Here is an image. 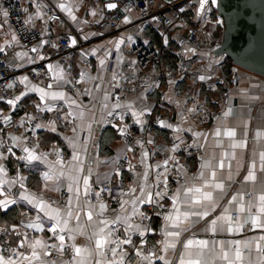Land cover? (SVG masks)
<instances>
[{"label": "snow or ice", "instance_id": "1", "mask_svg": "<svg viewBox=\"0 0 264 264\" xmlns=\"http://www.w3.org/2000/svg\"><path fill=\"white\" fill-rule=\"evenodd\" d=\"M36 3V0H32ZM197 7L195 9L196 17L203 20L207 13L212 11L213 6L218 5V0H196ZM105 7L109 10L115 9L117 5L115 3H107ZM47 8L48 11L54 12L55 9H59L61 12L67 14L68 18L72 22H76L78 17L74 14V5L69 3L68 0H56L54 5H41L36 4L35 14H29L24 20V27L20 29V32L29 31L30 27L35 28V20L39 19L44 21L47 25L48 20L58 19L55 15H48L47 12L43 11ZM24 12H28V9H23ZM130 11V9H125ZM145 11L144 9L141 10ZM179 13L186 11L185 6H179L177 8ZM91 16H97V12L92 10L89 13ZM0 16L3 17L0 22V33L6 38L0 42V54L7 56L8 50L15 46L27 48L26 44L21 43V38L18 36L15 30L9 28L7 32H4V26L8 24V18L10 16L9 9L4 7L0 3ZM47 16V20L44 17ZM155 21L158 18L152 17ZM99 22V21H95ZM63 23V22H61ZM83 23H88L84 21ZM122 23H131V19L125 16ZM222 23L217 21V24ZM77 31L81 34L79 40L76 36L71 35L69 32L66 34L65 39L67 40L66 47L75 48L79 45V41H88L92 36L102 35V33H85L83 28H78ZM48 34L47 27L43 28L40 33V39L27 51L15 52L14 55L8 59V63L13 67L23 68L24 64H35L37 61H49L44 64L43 67L36 72L37 76L44 75L50 78V82L41 87L36 84H32L28 75L16 77L14 80L0 85V88L12 89L15 87L16 81L24 85L25 90L19 95L13 98L6 99L0 95V101L10 105L13 109L17 108L18 104L22 99L28 96L29 93H37L39 96V103H34L35 113H25V116L21 118L20 124L24 125L25 122L38 121L32 126L33 135L35 129L44 128L50 132L61 134L58 132V123L65 121L68 124H72L73 120H83L84 113H74L72 106L76 108L81 107L78 103V99H72L66 97V94L62 91H53L54 84L57 87H63L68 84L81 83L85 81L87 73L82 71L80 73V80H71L66 74L65 65L61 64L60 61H51V58L41 52L46 45L53 49L60 50L59 44L46 39ZM207 36H211V33H207ZM60 39V37H57ZM131 39L130 37L128 38ZM35 40V37H33ZM164 42L168 43V38L164 37ZM109 43H113L109 41ZM125 43V39L121 38L115 42V48L120 49V46ZM97 49H93L89 52L86 49H82L80 52L81 58L87 55H95ZM186 52L195 54V48H185ZM29 52L35 53V56L29 55ZM110 52L106 56H110ZM25 58H27L25 60ZM13 60H20L24 63L12 64ZM107 63L106 58L99 60L101 69H104ZM211 63L216 61L211 60ZM3 77H0L2 80ZM91 79H96L92 77ZM102 79V77L100 78ZM200 80H204L205 76L201 75ZM112 80H116V72L112 73ZM43 83V82H41ZM174 83L173 81L169 82ZM113 87H119V85H113ZM99 89V85H96ZM92 89L85 87L83 92L77 89L75 95L78 98L80 95L91 96ZM109 94L105 92L103 109H108L107 101ZM118 99V97H117ZM251 99H259L258 97H251ZM65 100L69 107V111L61 114V109L49 101ZM22 106V105H20ZM127 108L131 111L133 117V124L140 127V131H145V124L147 121L144 119L146 114H150L151 109L147 105H142L140 108H135L133 104L122 105L119 102L112 106L111 110H108L106 115L112 116L113 111L117 108ZM56 111L57 115L46 123L39 122L41 117L39 114L46 112ZM189 113L196 112V107L187 110ZM232 114V110L229 109L223 115L228 117ZM71 118V119H70ZM123 120V114L120 115ZM5 123H11V116L5 115L2 117ZM220 123L213 130L212 136L215 137L214 144L209 145L208 134L204 132L193 131V143L184 147L187 151L188 148L208 149L205 150L204 154L200 157V164L197 173L191 177L187 175V171L184 169V165L179 164V161L175 155L181 150L184 141L181 133L185 131H192V129H184L181 125L187 122V117L181 113L179 116V122L176 126L167 123L164 120H157V123L164 128H172L176 133L174 142L170 149H164L170 154L162 163L156 165H150L147 163L150 155H155V152L149 153L144 148L146 144H153V140L149 137L146 141L142 138L136 139L135 143L140 145L143 149L140 155L139 163L144 167L142 173H136L138 177V189L139 195H137V186L129 185L127 191L121 187L118 196L114 197L119 204V209H112V215H108V205L101 200L100 192H93L92 185L89 183L91 175V169L89 168V175L81 176L80 174L84 171L83 160L81 159L82 154L86 155L88 152L87 144L88 141L95 143V131L92 127L93 123H102V121H90L86 127L88 130V137L85 138L84 144L78 143L77 136L65 137V139L72 145L73 153L71 159L67 162L64 161L53 145V151L56 153L55 161L49 162L47 159L48 153L38 151L39 143L35 142L32 146L28 145V137H17L12 136V144L8 145L6 151H0V215H7L11 210L10 205H16L18 202L23 201L27 205L31 206V210H35V220H30L23 226L29 229H37L39 231L44 230V223L51 222V227L48 229L52 233V236L56 238L58 244L48 245L45 241L33 238L29 239L27 232H17L18 237L17 247L12 248L9 251L11 255L5 256L0 254V264H57L55 260L48 261L42 257L51 255V252L47 251L49 247L56 249L58 252L63 253L65 250V236L62 234L66 230L72 233L68 238L73 241L69 246L73 256L71 264H155V260H160L163 264H172L171 259H167L166 255H157L154 250H148L145 254L141 241V245H137L133 239V234H138L140 237H144L145 233L151 231L148 224H145V220H151V217L146 215L145 212L139 210V205H150L154 208H163L164 204L162 201L167 198L171 201L170 209L165 212L163 216L164 225L161 229V236L163 237L159 243L161 245L159 251L162 253H169L171 250L173 256L177 257V264H216V261L222 262V264H243L245 260L244 253L241 249L243 243L244 248H249V255L251 249L249 247L251 242L242 241H216L208 239H197L193 233L191 237L181 239L184 232H188L193 224L198 223L201 220H206L212 213L220 208V213L210 220H207L206 232H210L215 235L218 231L227 232L229 234L239 233L244 230L246 225H251L252 229L264 230V181L261 182L260 188L255 187L258 173L264 175V150L258 153L259 162L256 159H251L247 163L246 174L243 175L242 179L238 180L237 177L240 175V169L244 166V162L238 158L237 150L243 151L247 147V141L243 138L236 139L237 131L235 128L229 127L227 123L221 118L217 117ZM111 123V121H107ZM84 125L75 124L72 126V132L76 133L77 128L83 129ZM122 137L128 138L132 135L130 132V126L127 124H121L119 126L113 125ZM4 129L0 128V133H3ZM246 135V133H245ZM258 136L261 133H257ZM228 140L227 149L224 148L223 139ZM201 140L204 142L201 143ZM14 147L20 148L22 155H17L13 151ZM5 148V141L0 137V149ZM216 148H220L219 154L215 151ZM83 150V152L81 151ZM160 149H157L159 151ZM127 151H132L131 147H127ZM15 157L17 162L23 161V167L29 169H36L40 164H44L49 168V171L41 173V179L44 181L42 193L48 192H59L62 187L66 185L67 192L69 193L65 202V207H53L55 201L45 199L43 194L37 196L31 193L27 188L25 181L28 177L24 176L19 170L15 178L7 179L8 170L5 168L3 161L7 160L8 157ZM235 161V165H233ZM170 162H174L176 167V176L173 179L176 180L178 187L172 192L171 195L168 193L169 178L168 173L170 171ZM59 166L58 174L56 166ZM67 166V172L64 171ZM163 167V172H157L154 180L149 183V177L151 176V169ZM136 165L129 161V170L135 172ZM119 175V171H116ZM105 180L108 178V174H105ZM183 179L184 182L180 183ZM81 180L83 188L81 189ZM49 181H53L49 184ZM63 181V182H62ZM99 182V178L98 181ZM240 183L242 186L251 183L253 188L251 191H244L241 189L233 190V185ZM163 185V188L160 185ZM5 185L8 186L7 192L5 191ZM18 186L20 191L17 197L13 193V188ZM103 191V189H101ZM81 193L84 197L81 200ZM231 193V194H230ZM111 195V191L109 192ZM95 196L97 203L93 204L91 197ZM125 197H128L125 199ZM247 197V199H246ZM223 201V203H222ZM132 206L131 213L128 212L127 206ZM42 214V215H41ZM81 214L85 219H81ZM159 215V213H155ZM22 216H27V213H21ZM139 217L137 222L134 217ZM77 221L74 228H69L70 220ZM23 223V222H22ZM123 228L124 237L120 238L118 235L120 229ZM15 230V228L13 229ZM0 231H7V229H0ZM84 236L87 240V244L84 246L77 245L74 241L76 236ZM51 239V237H50ZM259 240H264V236L259 237ZM227 243V247L225 246ZM177 244L182 246V250L177 249ZM131 246V250L135 253V258L129 257V249L122 246ZM233 245L235 247L233 248ZM218 247V251H217ZM21 249H25L21 251ZM256 251H264L261 249L259 242L256 243ZM212 253L213 259L211 262L205 259V253ZM110 253V256H109ZM126 257L128 258L126 260ZM63 264H69L68 261H63ZM248 264H253V261L249 259ZM259 264H264V256L261 257Z\"/></svg>", "mask_w": 264, "mask_h": 264}, {"label": "built area", "instance_id": "2", "mask_svg": "<svg viewBox=\"0 0 264 264\" xmlns=\"http://www.w3.org/2000/svg\"><path fill=\"white\" fill-rule=\"evenodd\" d=\"M87 0H78L76 6L81 7L85 5ZM0 3L4 7L9 9L10 16L8 18V24L5 26L15 30L21 38V43L26 44L27 48H22L20 46H15L12 49L8 50L7 56L0 54V77H3L0 80V85L14 80L16 77L28 75L31 82H44L49 83L50 78L45 77L44 75L37 76L36 72L33 69L39 71L44 64L49 61H37L35 64H28L23 68L9 66L5 63L7 57L12 55L18 49L27 51L30 49L34 43L39 41L40 31L47 27L48 34L45 37L52 42L59 44L60 50L53 49L50 46L46 45L42 52H45L47 56L51 58V61H60L61 64L66 67V74L71 80H80V71L75 69V61L80 57V52L82 49L90 46L91 42L88 41H79V45L75 48L66 47L67 40L65 39L66 34L69 32L71 35L76 36L79 40L81 35L77 30H75L68 22L65 15L59 10L55 9L54 12L48 11L47 8H44L43 11L47 12L48 15H55L58 17L56 20H48L47 25L44 21L39 20L35 28H31L29 31L23 33L20 32V29L24 27L23 20L27 17V13L23 9L27 8L28 5L32 6L33 10H36V4L41 5H54L56 0H36V3H33L32 0H0ZM107 3H115L117 7L115 9H107L105 5ZM179 6H185L186 11L184 13H179L177 8ZM197 7L196 0H96L87 11L88 23H86V31L90 32H99L103 34H114L120 31L119 23L127 15L133 14L136 19L131 23H128L124 29H131L135 25H144L151 26L158 31L160 39L169 36V34H175V51H174V62L175 69L170 70L164 67L162 62V50L157 47H149L148 45L137 44L135 47L125 50V54L131 57L134 60V66L124 65L122 68L116 71V80H112L111 84L119 85L115 87V92L112 95L113 103H125L130 97L135 94L136 90H144L146 94L154 98V103L161 110L153 113L144 128L145 131H140L138 125L131 123V130L136 132L128 138L122 137L121 140L131 148L142 149L140 145L135 143L136 139H144L145 141L150 137L153 140V144H146L144 148L149 151V153L155 152V155H150L149 159L152 162L162 163L167 156L170 154L164 149H170L174 142V136L172 134H165L163 136L158 135L157 131L160 126L157 123V120H164L169 124L173 123V117L165 110L163 103L166 100L165 90L166 86L170 81H173V96L174 98L181 99V111L184 114L190 115L195 123L201 127H210L217 121V117H222L221 109H219L216 102H222L224 107H228L227 104L231 98V94L239 84L241 83L242 77L239 75V68L229 65L225 57H220L222 62L220 67L225 70L227 69V76L222 75L218 78L211 76L206 69L205 58L202 57V54L208 53L212 55L214 50L220 45L222 33H223V23L217 24V21H221V18L216 14L215 6L212 7V11L207 13L203 20L196 17L195 9ZM28 9V8H27ZM125 9H130V11H125ZM144 9L145 11H141ZM95 10L97 16L93 17L89 13ZM157 17V20H153L152 17ZM3 17L0 16V22H2ZM44 20H47V16L44 17ZM95 21H99L98 23ZM63 22V23H61ZM211 33V36H207V33ZM35 37V40H33ZM60 37V39H57ZM165 48L167 46H164ZM163 47V48H164ZM195 48V54L191 52H186L185 48ZM29 55L35 56V53L29 52ZM80 59V58H79ZM81 60V59H80ZM84 64V62L81 60ZM113 58H108L107 60V70L108 72L113 71L112 67ZM205 76L204 80H200L199 77ZM83 83H78L73 86L68 84L63 86V90L69 94H75L77 89L81 91ZM20 86V83L16 81L15 87L12 89L0 88V95L4 96L6 99L13 98V95L17 88ZM211 94L208 99L207 96ZM118 97V99H117ZM36 101L35 103H39ZM1 104H6L3 101H0ZM18 104L17 108H12L11 114V123H5L2 119L5 116V112L0 110V128L5 126H13L16 123V120L19 116H25V113H35L34 104L31 106L25 107ZM56 108L61 109V114L63 112L69 111L67 107L64 106L62 102L54 104ZM236 103L231 104L230 108H235ZM196 107V112L189 113L187 110L193 107ZM41 121H48L57 115L56 111L46 112L39 114ZM71 119V118H70ZM107 121H111L112 118H107ZM38 121L25 122L23 127V137H28V145H31L36 139V134L38 128L35 129V134L33 135L32 126ZM68 124L65 121H60L58 123L59 130H70L74 124ZM1 137V133H0ZM10 143L5 144L4 149L0 151H6V148ZM187 145H182L181 150L175 153L179 164L184 165V169L187 171L189 177L195 175L199 169L201 152L197 149L187 151L184 150V147ZM157 149H160L157 151ZM63 159H67V155L64 152H59ZM56 156V155H55ZM193 158L195 160L194 167L189 163V159ZM129 166L128 157L125 156L122 161L118 164L117 170L122 172ZM170 171L168 173L169 184H168V193L169 195L178 187L177 182L173 179L176 176V165L174 162H170ZM161 170L164 171L163 167ZM33 173L41 175L43 168L38 166L36 169H30ZM155 174L149 179L151 183ZM184 180L181 179L180 183H183ZM121 187L123 188L122 181H113L112 183L101 185L98 188H95L93 192L101 193L102 201H111L114 207H118L117 200L114 198L118 196ZM163 188V185H160ZM103 189V191H101ZM7 192V189H5ZM13 193L18 197L20 190L13 188ZM111 191V195L109 192ZM45 199L46 196H44ZM55 201L53 206H63L67 200L66 192H62L59 199H49ZM92 201H96L95 196L91 197ZM164 204L163 208L150 205H140V210L145 212L146 215L151 217V220H145L144 223L148 224L150 229L154 231V234L150 236H155L161 238V229L163 216L165 212L170 209L171 201L165 198L162 201ZM159 213L156 215L155 213ZM140 219V218H139ZM155 223V225H153ZM51 227V222H47L44 225L45 231L51 237V240H56L52 236V233L48 231ZM254 230L251 226H246L243 230L244 233H250ZM28 233V232H27ZM63 234V233H62ZM64 235V234H63ZM118 235L120 238L124 237V233L119 231ZM65 236V235H64ZM150 236L146 234L144 237H140L138 234H133L132 239L137 245H141L143 240L142 248L147 254L148 250H154L157 252V255H162V253L157 248V245L150 241ZM65 239L67 237L65 236ZM124 248H131V246L125 245ZM2 251L9 252V248L1 247ZM47 251L51 252L50 256L45 257L46 260H59V255L49 247ZM73 253L69 251L68 255L65 258V261H68L71 264ZM110 256V253H109ZM264 256V255H262ZM129 257L135 258L134 251H129ZM128 258L126 257V260ZM157 260H155L156 262Z\"/></svg>", "mask_w": 264, "mask_h": 264}, {"label": "crops", "instance_id": "3", "mask_svg": "<svg viewBox=\"0 0 264 264\" xmlns=\"http://www.w3.org/2000/svg\"><path fill=\"white\" fill-rule=\"evenodd\" d=\"M78 0H68L69 3H72L74 5L73 11L74 14L78 17V20L76 22H72L67 14L63 13L65 17L67 18L69 24L77 30L78 28H83L85 33H99V32H90L86 31V23H83L86 21L87 17V11L88 9L93 6L94 2L96 0H87L86 4L78 7L76 6ZM28 13L29 14H35L36 10L32 9V6L28 5ZM90 11V10H89ZM88 11V12H89ZM131 22L136 19L135 15L129 14L127 15ZM124 19V18H123ZM123 19L119 23V28L121 29L117 33L114 34H103L102 35H96L92 36L89 41L91 42L90 46L85 48L89 52H91L93 49H97L95 55H87L80 59L84 62V64L81 62V60L78 58L76 59L74 65L75 69L79 70L80 72L85 71L87 73V77L85 78V81L82 82V89L81 92H83V89L85 87L92 89L91 96L88 95H80L78 98L75 94H69L63 90V87H57L55 84L53 86V91H62L66 94V97L72 98V99H78V103L81 104V107L76 108L75 106H72V111L74 113L83 112L84 117L81 121L80 119H75V124H83V129L77 128V132L73 133L72 128L70 130H59L58 132L62 133L57 134L48 131L44 128H38L36 139L33 143H31L32 146L35 142L39 143V149L38 151H42L44 153H48L47 159L49 162L55 161L56 159V153L53 151V145H55L56 149L59 150V152H64L65 155H67V159H64L65 162L71 159L72 153H73V147L72 145L65 139V137H73L77 136L78 143L83 145L85 138L88 137V130L86 125L92 121L93 119L95 121H102V123H93L92 127L95 131V143L90 140L88 141L87 148L88 152L86 155L81 156V159L83 160V168L84 171L80 174L82 177L89 175V168L91 169V175L89 178V183L92 185V191L95 188L100 187L101 185L112 183L113 181H122L123 183V189L124 191H127L129 185L136 184L138 189V177L136 176V173H142L144 171V167L139 163L140 155L143 149L139 148H132V151H127V145L121 140L122 136L119 134L117 129L113 127V125H121V124H127L131 126V123H133V117L131 114V111H128L127 108H117L113 111L112 116H107L106 113L108 110L112 109V106L115 104L112 101V95L115 92V87L112 86V73L113 71H117L120 68H122L124 65L126 66H134V60L127 56L125 54V50L131 49L135 47L137 44H143L150 46V39L146 37L145 30L147 26L144 25H135L131 29H124V27L127 24L122 23ZM39 19L35 20V25L37 26ZM4 32L8 31V28L4 26ZM131 38L130 40L128 38ZM8 37H5L2 33H0V42L3 41V39H6ZM124 38L125 43L120 46V49L117 50L115 48V42L119 39ZM176 35L175 34H169L168 41L174 40L175 41ZM109 41H112L113 43H109ZM161 46H168V43L164 42V39H160ZM19 52H22V49H18ZM16 50V52L18 51ZM42 52V51H41ZM110 52V56H106V54ZM45 54V52H42ZM9 55V56H13ZM113 58V71L108 72L107 70V63L104 69L100 68L99 60L101 58ZM202 57L205 58L206 62V69L207 72L213 76L214 78H218L222 75H224V70L220 67V63L222 62V59L220 57H213L212 55H208V53L202 54ZM8 58V57H7ZM27 58H25L26 60ZM7 60V59H6ZM214 60L216 63H211L210 61ZM24 63L20 60H13L12 64H20ZM28 64L25 63L24 66H27ZM239 75L242 77L241 83L233 91L231 94V98L227 104L228 107H224L222 105V102H216L219 109H221L222 117L221 120L225 121L229 127L235 128L237 131V137L236 139H245L247 141V147L241 151L237 150V156L239 159H241L244 162V166L240 169V175L237 177L238 180L242 179L243 175L246 174V167L247 163L251 159H256L257 162H259V156L258 153L261 150H264V78H261L257 75L250 74L247 72L239 71ZM92 77H96V79H91ZM102 77V79H100ZM32 84L39 85L41 87H44L47 85V83H41L36 82ZM96 85H99V89L96 88ZM173 87L174 84L168 83L165 90L166 100L163 103L164 109L169 112V114L173 117V126H176L179 122V116L181 113V99L180 98H174L173 96ZM24 85L20 84V86L15 91L14 96L19 95L22 91H24ZM105 92L109 94V99L107 101L108 109H103L102 105L105 102L104 96ZM251 97H258L259 99H251ZM36 101H39V96L37 93H29L28 96L24 97L22 101L20 102L22 105H32ZM58 102H62L65 107H68L65 100H56V101H49V103L56 104ZM236 103L235 108H230L231 104ZM133 104L135 108H140L142 105H147L151 112L150 114H146L144 119L147 120L151 117V115L158 110L160 111L161 108L157 107L154 103V98L152 96H149L146 94L144 90H136L135 94L130 97L125 103L122 105L127 104ZM229 109L232 110V114L228 117H224V113L228 111ZM0 110H3L5 112V115L11 116L12 114V107L8 104H1L0 103ZM70 110V109H69ZM123 114V120H121L120 115ZM184 114V113H183ZM187 117V122L182 123V127L184 129H192V131H185L181 133L182 139L184 141L185 145H191L193 143L194 137H193V131L195 132H204L208 134V141L207 143L209 145L214 144L215 137L212 136L213 130L217 127V125L220 123V121H216L212 126L210 127H201L198 126L194 119L187 114H184ZM23 116H19L16 120V123L13 126H5L3 127L4 132L1 133V137L4 139L5 144L10 143L12 144L11 137L17 136L21 137L23 135V127L25 126V123L23 126H21L20 121ZM107 118H112L111 124H106ZM46 123V121H41ZM8 124V123H7ZM160 126V124H159ZM107 128H110L111 130L106 131L107 137H112L115 135V137L109 142V150L110 153L108 155L101 156L99 155V148L98 143L99 139L101 137V134L105 132ZM131 133L135 134L136 132L132 131L131 128L129 129ZM158 135H165V134H172L174 137L176 133H174L172 128H164L161 127L157 131ZM246 133V135H245ZM257 133H261L260 136L257 135ZM223 139L224 148L227 149L228 140ZM204 141L201 140V143ZM190 150L196 149V148H189ZM198 150V149H197ZM205 150L211 152L212 149H200L201 156L204 154ZM13 151L17 153V155H22L20 148L14 147ZM83 152V150L81 149ZM215 151L217 154L221 151L220 148H216ZM127 156L128 160L131 161L132 164L136 165L135 172L129 170V166L123 170L122 172H119V175L116 174L117 166L122 161V159ZM195 160L193 158L189 159V163L192 167H194ZM147 163L150 165H156L157 162H152L150 159L147 160ZM3 164L5 168L8 170V177L7 179L15 178L17 175V171L19 170L24 176L28 177V179L25 181V184L29 191L31 193L36 194L37 196H40L43 194V196H46L47 199H59L62 192H66L67 197L69 193L67 192L66 185L61 188L59 192H48L44 191L42 193V188L44 181L41 179V175H37L30 171L29 168L23 167L24 162L19 161L17 162L15 160V157H12L9 155L8 159L3 161ZM233 165H235V161H233ZM44 171H49V168L44 165L40 164ZM57 174L59 170V166H56ZM64 171L67 172V166H65ZM151 176L157 172H163L161 168H153L150 170ZM108 174L107 180H105V174ZM37 178H35V177ZM149 177V179L151 178ZM99 178V182L98 181ZM264 181V175L258 173V179L256 182L255 187L257 189L260 188L261 182ZM63 182V181H62ZM49 184H52L53 181H49ZM5 189L8 188L7 185L4 186ZM14 188L20 190L18 186H15ZM83 188L82 180H81V189ZM244 191H251L253 188V185L251 183L241 185L240 183H237L233 185V190L235 189H241ZM22 191V190H20ZM137 195H139V189L137 190ZM231 194V193H230ZM3 197H0L2 199ZM128 197H125L127 199ZM84 197L81 193V200H83ZM247 199V197H246ZM108 205L109 211L108 215H112V209H119L118 207H114L113 203L111 201H103ZM93 204L97 203L95 201H92ZM223 203V201H222ZM18 206V220L15 224H7L6 222H0V229H7V231H0V254H3L5 256L11 255V252H5L2 251L1 247H7L10 249L17 247L18 237L16 235L17 232H28L29 239L38 238L43 241H45L48 245L52 244H58L57 240H51L49 234L45 231H39L37 229H29L25 228L23 225L30 222V220H35V210H31V206L27 205L25 202L20 201L16 205H10L9 207ZM57 207V206H53ZM60 208H64L65 204L63 206H59ZM128 212L131 213L132 206L128 205ZM140 210V205H139ZM220 208H217L214 213L211 214L206 220H201L198 223H195L192 225L190 230L188 232H184L182 234L181 239H186L192 236V234H195V238L197 239H208V240H216V241H242V242H251L249 247L251 249V253L249 255V248H244L243 243L241 244V249L244 253L245 260L243 261V264H248L249 259L253 261V264H259L260 259L262 255H264V251L257 252L256 251V243L259 242L261 245V249L264 250V240H259V237L264 236V230L261 229H253V232L250 233H244L243 231L239 233H233L229 234L226 231L220 232L218 231L215 235H213L210 232H206L205 229L207 228V220L212 219L216 215L220 213ZM141 211V210H140ZM21 213H27V216H22ZM42 215V214H41ZM81 219H85L83 214H81ZM134 219L139 222V217H134ZM23 222V223H22ZM47 223V222H45ZM44 223V225H45ZM77 221L70 220L69 228H74L76 226ZM43 225V227H44ZM155 225V223L153 224ZM164 225V220L162 222V227ZM251 226V225H246ZM245 226V227H246ZM15 228V230H13ZM120 231L123 232V228L120 229ZM67 239H65V250L63 253L58 252L56 249H53L60 257L59 260H57V264H63V261H65L66 256L68 255L70 249V245L73 243L72 240H70L68 237L72 234L69 233L67 230L63 233ZM148 234V237L152 234H154V231L151 229V231H148L145 233V235ZM155 236H150V238ZM149 238V239H150ZM163 237L157 238L153 240L152 243L155 242L157 245V248L160 249L161 245L157 243L160 241ZM77 245L84 246L88 242L85 239L84 236H76V240L74 241ZM150 242V241H149ZM227 247V243L225 245ZM235 245H233V248ZM128 249V248H127ZM177 249L182 250V246L180 244H177ZM25 249H21V251H24ZM131 248H129V251ZM217 247V251H218ZM162 253V252H161ZM162 255H166L167 259L172 260V264H177V257L173 256L171 250L169 253L165 254L162 253ZM45 259V257H42ZM205 259L209 262L212 261L213 256L212 253L206 252L205 253ZM155 264H163L162 261L157 260ZM216 264H222L220 261H216Z\"/></svg>", "mask_w": 264, "mask_h": 264}, {"label": "water", "instance_id": "4", "mask_svg": "<svg viewBox=\"0 0 264 264\" xmlns=\"http://www.w3.org/2000/svg\"><path fill=\"white\" fill-rule=\"evenodd\" d=\"M215 11L223 33L212 56L264 78V0H218Z\"/></svg>", "mask_w": 264, "mask_h": 264}, {"label": "trees", "instance_id": "5", "mask_svg": "<svg viewBox=\"0 0 264 264\" xmlns=\"http://www.w3.org/2000/svg\"><path fill=\"white\" fill-rule=\"evenodd\" d=\"M145 34L146 37H148L150 39V46L152 47H157V48H161L162 50V62L165 68L170 69V70H174L175 69V62H174V51H175V42L174 40L169 41L168 46L165 48H163L161 46V41H160V36L158 34V31L149 26L146 28L145 30ZM228 61L229 65H232V63ZM241 70V69H240ZM243 71V70H241ZM245 72V71H243ZM248 73V72H247ZM224 75L227 76V69L224 70ZM210 96H212L211 94H209L207 96V98L209 99ZM24 106V105H23ZM31 105H25V107H28ZM111 130L110 128H107L106 130H104L105 132H103L101 134V137L99 139V143H98V150H99V155L104 156V155H108L110 153V150L108 148V144L109 142L115 137V135H113L112 137H107L106 136V131ZM35 177V176H34ZM37 178V177H35ZM11 210L8 212L7 215H0V222H6L7 224H15L18 220V206H13L10 208ZM155 239V237L150 238V242H153V240Z\"/></svg>", "mask_w": 264, "mask_h": 264}, {"label": "rangeland", "instance_id": "6", "mask_svg": "<svg viewBox=\"0 0 264 264\" xmlns=\"http://www.w3.org/2000/svg\"><path fill=\"white\" fill-rule=\"evenodd\" d=\"M8 38H10V36H9ZM17 52H19V50H18ZM11 57H12V56H8L7 60L5 61V63H6L7 65H9V66H12V65H10V64L8 63V59L11 58Z\"/></svg>", "mask_w": 264, "mask_h": 264}]
</instances>
